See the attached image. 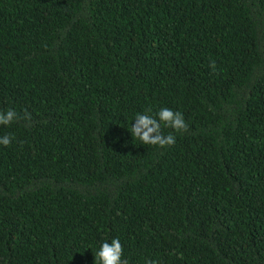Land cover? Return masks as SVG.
<instances>
[{
    "label": "trees",
    "instance_id": "1",
    "mask_svg": "<svg viewBox=\"0 0 264 264\" xmlns=\"http://www.w3.org/2000/svg\"><path fill=\"white\" fill-rule=\"evenodd\" d=\"M164 107L174 146L131 134ZM10 108L0 264H264V0H0Z\"/></svg>",
    "mask_w": 264,
    "mask_h": 264
},
{
    "label": "clouds",
    "instance_id": "2",
    "mask_svg": "<svg viewBox=\"0 0 264 264\" xmlns=\"http://www.w3.org/2000/svg\"><path fill=\"white\" fill-rule=\"evenodd\" d=\"M21 119L14 109L0 111V125L10 126L15 121ZM24 120H30V115L25 113ZM163 128H171L176 133L188 130L183 113L174 111L168 107L161 108L155 114L149 108L145 113H137L131 127V134L144 144L167 148L174 146L176 136L173 132L164 134ZM14 136L5 134L0 136V145L9 146L12 144ZM97 264H129L124 257V247L118 237H113L111 241L104 240L95 254ZM147 264H160L158 260H149Z\"/></svg>",
    "mask_w": 264,
    "mask_h": 264
}]
</instances>
